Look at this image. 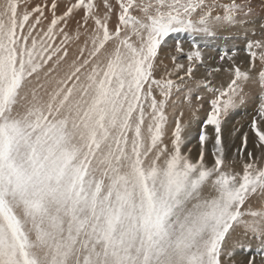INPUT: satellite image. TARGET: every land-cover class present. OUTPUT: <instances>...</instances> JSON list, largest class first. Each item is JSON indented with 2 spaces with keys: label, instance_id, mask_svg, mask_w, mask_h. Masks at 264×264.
Returning <instances> with one entry per match:
<instances>
[{
  "label": "snow or ice",
  "instance_id": "1",
  "mask_svg": "<svg viewBox=\"0 0 264 264\" xmlns=\"http://www.w3.org/2000/svg\"><path fill=\"white\" fill-rule=\"evenodd\" d=\"M0 264H264V0H0Z\"/></svg>",
  "mask_w": 264,
  "mask_h": 264
},
{
  "label": "rangeland",
  "instance_id": "2",
  "mask_svg": "<svg viewBox=\"0 0 264 264\" xmlns=\"http://www.w3.org/2000/svg\"><path fill=\"white\" fill-rule=\"evenodd\" d=\"M221 39H223V37H221ZM239 117H236V119H238ZM197 131L198 129H196L195 127L193 128V131H192V136H193V139H192V146H194V154H195V151H196V144H197V139H196V136H197Z\"/></svg>",
  "mask_w": 264,
  "mask_h": 264
}]
</instances>
